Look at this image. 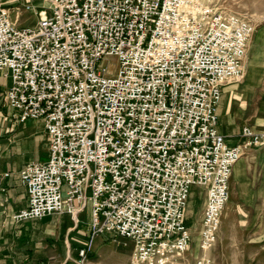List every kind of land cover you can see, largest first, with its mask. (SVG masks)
Returning <instances> with one entry per match:
<instances>
[{
	"label": "built area",
	"instance_id": "1",
	"mask_svg": "<svg viewBox=\"0 0 264 264\" xmlns=\"http://www.w3.org/2000/svg\"><path fill=\"white\" fill-rule=\"evenodd\" d=\"M18 18L0 4V82L20 121L43 123L48 150L19 171L27 203L12 218L74 219L88 201L93 229L131 240L134 264H174L192 239L186 203L197 184V245L209 249L233 165L264 142L244 125L229 144L217 128L251 20L215 0H49L35 25Z\"/></svg>",
	"mask_w": 264,
	"mask_h": 264
},
{
	"label": "rangeland",
	"instance_id": "2",
	"mask_svg": "<svg viewBox=\"0 0 264 264\" xmlns=\"http://www.w3.org/2000/svg\"><path fill=\"white\" fill-rule=\"evenodd\" d=\"M215 1L225 12L246 17L252 22L253 30L242 58V76L224 82L223 86L224 91L236 90L232 99L236 114L234 124L238 128L247 125L252 130L264 132V0ZM26 19L19 26H33L36 22L33 15ZM106 60L114 70L116 60L106 58L104 62ZM5 84L7 80L2 79L1 85L5 87ZM3 90L0 87V137L16 132L20 125L36 121L38 123L33 125L35 145L28 146L29 150L22 158L45 159L47 140L40 120L20 122L17 112L7 104ZM263 146L264 142L248 147L241 158ZM234 167L217 238L205 251L197 245L204 190L197 184L190 186L185 223L192 231V239L188 249L174 264H200L201 260V264H264V189H259L260 183L264 184L263 166L250 158L243 180L238 165ZM11 187L12 194L9 197L2 194L0 203L2 198H7V206L16 210L24 201V188L18 177ZM56 214L30 221H11L7 232L0 233V246L9 248L0 251V264H134L131 240L93 229L87 210L79 213V222L72 220L66 212L60 213L55 221ZM74 222L77 224L72 228ZM77 237H82L84 243L74 244L73 239ZM81 248L85 249L84 255H79Z\"/></svg>",
	"mask_w": 264,
	"mask_h": 264
},
{
	"label": "crops",
	"instance_id": "3",
	"mask_svg": "<svg viewBox=\"0 0 264 264\" xmlns=\"http://www.w3.org/2000/svg\"><path fill=\"white\" fill-rule=\"evenodd\" d=\"M0 4L8 8L10 17L12 20H15V14H19V18L16 20L17 25H21L22 22H25L28 18V16L33 15L36 19L37 23L39 18V13L43 10H45L49 4V0H0ZM2 80V79H1ZM8 83V82H7ZM7 84H5V87ZM0 87L5 90V87L1 85ZM3 90V91H4ZM236 90L234 89H228L224 91V87L222 86V98L220 101V110L217 113L218 120H217V128L220 133H222L229 144H236L241 143L243 141L241 137V128H238L234 124L235 120V112L234 109V103L232 101L233 94ZM20 121V120H19ZM29 121V120H26ZM26 121H20V122H26ZM41 122V121H40ZM36 121H30L29 124L20 125L16 132L10 133L7 136L0 137V196L3 194H6V196L9 197L11 195V191L15 185V182L17 180V177H19V171L29 162L37 161V160H44V159H35L34 157H31L29 160L23 159L22 155L26 152H28V146L33 147L35 145V139L34 134L35 128L33 125L37 124ZM42 131L45 134L43 123L41 122ZM46 137V134H45ZM46 152H45V158L47 156V150H48V143H46ZM253 158L256 159L257 162L263 166L262 168V174L264 176V146L257 149L252 150L248 156L240 158L234 165H238V168L240 170V176L241 179L246 175L247 170V164L249 162V159ZM233 165V167H234ZM233 172V168H232ZM232 176V173H231ZM21 181V180H20ZM231 181V177H230ZM230 181H229V193H230ZM22 183V182H21ZM24 188V201L21 204L20 208H17L16 210H12L8 205L7 198H2L3 202L0 203V233L4 235V233L7 232V227L10 225L11 221L15 222V220L12 218V215L17 212L19 209L26 206L27 198H26V191ZM259 189H264V184L260 183ZM14 193V191H13ZM5 196V195H4ZM229 198V196H228ZM264 199V198H263ZM205 203V198L203 201V205ZM87 210L88 215H90V204L87 201L84 208L81 210L80 213ZM62 213V212H60ZM56 214L54 217L55 221H58L59 214ZM71 218V216H70ZM79 215L76 216V218L72 220H76L79 222ZM53 220V219H51ZM51 220H48L50 222ZM30 221V220H25ZM17 222V221H16ZM77 223L74 222L73 227H75ZM73 242L75 244H83L84 239L82 237H77L73 239ZM9 249L7 246H0V251H8ZM35 263V262H33Z\"/></svg>",
	"mask_w": 264,
	"mask_h": 264
},
{
	"label": "bare ground",
	"instance_id": "4",
	"mask_svg": "<svg viewBox=\"0 0 264 264\" xmlns=\"http://www.w3.org/2000/svg\"><path fill=\"white\" fill-rule=\"evenodd\" d=\"M228 82H230V81H228ZM224 87V86H223ZM234 166H236V165H234ZM235 167H233V169H234ZM232 174H233V172H232ZM228 201V200H227ZM225 208V207H224ZM224 210V209H223ZM81 211H78V212H76L75 214H74V218H76V216L77 215H79V213H80ZM57 213H60V212H57ZM56 214V213H55ZM190 230V232H192L191 231V229H189Z\"/></svg>",
	"mask_w": 264,
	"mask_h": 264
}]
</instances>
